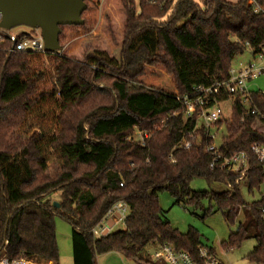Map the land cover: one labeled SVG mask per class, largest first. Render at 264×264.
Listing matches in <instances>:
<instances>
[{
  "label": "trees",
  "instance_id": "16d2710c",
  "mask_svg": "<svg viewBox=\"0 0 264 264\" xmlns=\"http://www.w3.org/2000/svg\"><path fill=\"white\" fill-rule=\"evenodd\" d=\"M85 2L84 23L60 27L58 51H12L14 41L0 33V256L59 264L58 215L72 226L74 264H98L97 257L110 252L165 264L146 254L164 244L200 261L205 246L198 230L173 227L159 204L158 193L166 190L175 203L200 207L208 199L206 213L213 203L230 225L246 218L222 246L254 237L247 258L264 264V197L247 204L236 175L210 167L206 148L216 135L197 127L196 114L187 117L179 99L197 85L226 79L246 43L256 51L264 47V12L248 0L162 6L141 0L139 12L133 0ZM100 28L120 46L118 57L97 47L71 48ZM50 76L51 87L43 89ZM102 83L110 97L98 100ZM244 111L234 99L231 116L216 123L218 132L225 128L220 148L227 155L264 143L253 127L256 117ZM136 128L148 131L144 144L129 138ZM183 138L190 148L177 147ZM195 178L224 188L195 191ZM263 182L264 165L253 160L245 186L252 191ZM57 191L58 208L47 198ZM118 202L129 208L125 228L95 236L92 229Z\"/></svg>",
  "mask_w": 264,
  "mask_h": 264
},
{
  "label": "built area",
  "instance_id": "2783aa9c",
  "mask_svg": "<svg viewBox=\"0 0 264 264\" xmlns=\"http://www.w3.org/2000/svg\"><path fill=\"white\" fill-rule=\"evenodd\" d=\"M133 1L134 6L139 9L141 0ZM145 1L149 5L162 6L169 0ZM248 3L253 7L255 12H264V2L258 3L257 0H248ZM172 7L169 12L172 11ZM31 30L32 28L27 32L19 34H11L10 31L5 33L0 30V33L14 41V46L11 49L12 51H45L41 31L39 29ZM245 52L253 56V61L247 63L240 62L237 67L232 64L226 79L210 85H197L193 88L191 94L179 97L186 106V116L190 117L196 114L198 119L197 127L200 124H203L208 129L215 126L217 122L224 118L222 105L229 101L232 103L234 99H238L245 106L244 116H255L256 120L254 123L257 122L264 125V90L254 87L257 79L264 76V47L260 51H256L246 43L244 53ZM223 94L231 96V99L221 100L219 97ZM148 137V131L136 128L134 134L129 138L140 140L141 144H144ZM192 137L194 138V136ZM177 147L188 149L191 147V141L183 138L178 142ZM206 150L212 155L210 167L219 168L236 175L235 182L240 188L243 185L245 186V180L249 175L253 160L264 165V143L262 142H254L248 150H238L229 155L225 154L221 150L220 144L217 145L215 142L209 144ZM128 211L129 208L126 203L118 202L108 211L101 223L94 227L91 232L94 233L95 236L106 235L109 231L105 226V222L112 218H115L116 221L117 219L118 221H123ZM260 211L264 220V207H261ZM198 256L200 261L195 260L189 252L179 251L175 246L169 244H164L153 252L154 260L164 262L165 264H227L208 247H201ZM0 264L38 263L23 258L9 260L5 256H0Z\"/></svg>",
  "mask_w": 264,
  "mask_h": 264
},
{
  "label": "rangeland",
  "instance_id": "374dc122",
  "mask_svg": "<svg viewBox=\"0 0 264 264\" xmlns=\"http://www.w3.org/2000/svg\"><path fill=\"white\" fill-rule=\"evenodd\" d=\"M197 3L202 4V0H195ZM232 2H237L239 0H230ZM106 2V0H102V3ZM137 11H140V8L136 7ZM171 13V11H170ZM169 13H167V16ZM165 16L162 21L167 18ZM111 22V26L113 29H115L116 25L114 22ZM31 28L26 25H17L10 29L11 34H19L22 32H27ZM75 46H79L82 48V50H89V48L97 47L99 49L106 50L110 55L112 56H119L120 53V46H115L109 39V36L106 35V28H100L98 31L94 32L92 35L87 36L86 38L82 39L81 42L74 44L71 46V48H74ZM68 52L67 54H69ZM253 61V56L245 52L244 54H241L237 56L233 61V66L237 67L240 62L247 63ZM44 66H48L47 62L43 63ZM47 71V70H46ZM52 73V68L50 69L49 73ZM52 77H49V80L47 79V83L42 86L43 89H49L52 85ZM108 83V82H107ZM106 83H102L100 85L101 90H105L102 92H96V94L99 96V99H106L110 97L109 94H107V90H110L107 88ZM256 89L260 88L261 90H264V76L257 79L256 84L254 85ZM100 96H102L100 98ZM223 108V116L224 118H229L231 116V109H232V103L231 101L225 102L222 105ZM256 130L260 131L264 134V125H261L257 122L254 123L253 126ZM218 126H213L211 128L212 133L215 134V143L219 145L221 143L222 134L225 132V128L223 126H220L219 132L217 131ZM134 134V132H133ZM191 188L195 191H220L224 187L222 184L214 183L209 184L205 179L202 178H195L191 181ZM242 195L247 204L252 203L253 201L260 200L262 197H264V182L259 185V187H255L252 189V191H248L246 186L241 187ZM61 191H57L47 198L51 201L55 202L57 201L60 204L61 201ZM159 198V204L162 207V209L166 212V218L171 222V225L177 229H179L181 232L185 233L187 232L191 227L198 230L200 236H201V242L205 247L212 248L215 254L223 260L227 264H256L251 262L247 255L253 251L254 247L256 246L257 242L254 237H250L248 239H245L242 241L240 245L234 246L228 250H226L222 246V242H227L228 237L231 232L237 231L239 227V223H243L244 225H247L246 218H240L237 219V221L230 225L228 224L221 211H217L216 207L213 205V208L211 209V212L206 213V210L210 208V202L208 199H204L201 202V206L197 207L193 204H185V203H175V199L173 196L166 190H162L158 193ZM55 225H56V236H57V242L60 249V261L59 264H74L73 263V248H72V238H71V232H72V226L71 224L65 220L64 218L60 216L55 217ZM125 225L123 222L118 223L114 226L112 229L113 231L124 229ZM153 252L154 249L152 247H148L146 254L150 256L152 260L153 258ZM111 256H108L109 258ZM125 259V258H124ZM104 262V259H101L99 261V264H102ZM127 264H134L137 262L135 259H127L125 260ZM138 263V262H137ZM143 264V263H142ZM145 264V263H144Z\"/></svg>",
  "mask_w": 264,
  "mask_h": 264
},
{
  "label": "water",
  "instance_id": "95a60500",
  "mask_svg": "<svg viewBox=\"0 0 264 264\" xmlns=\"http://www.w3.org/2000/svg\"><path fill=\"white\" fill-rule=\"evenodd\" d=\"M86 9L85 0H0V30L6 33L17 25L39 29L45 51H58L60 27L83 24ZM53 204L60 206L57 201Z\"/></svg>",
  "mask_w": 264,
  "mask_h": 264
},
{
  "label": "crops",
  "instance_id": "0c3cea01",
  "mask_svg": "<svg viewBox=\"0 0 264 264\" xmlns=\"http://www.w3.org/2000/svg\"><path fill=\"white\" fill-rule=\"evenodd\" d=\"M118 217V216H117ZM122 221H116L115 218H112V219H108L106 222H105V226L106 228L108 229L109 232L113 231L112 229L114 228L115 225H117L118 223H120ZM108 256H111L109 258H107ZM118 253V252H110V253H106V254H102V255H99L97 257V263L99 264V261L101 259H104V262L102 264H127L125 262V260H127V258ZM134 264H141V263H134Z\"/></svg>",
  "mask_w": 264,
  "mask_h": 264
}]
</instances>
